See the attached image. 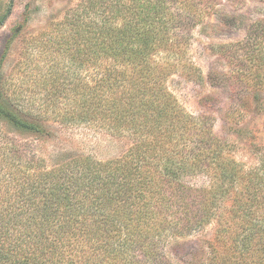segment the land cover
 <instances>
[{
  "label": "trees",
  "instance_id": "obj_1",
  "mask_svg": "<svg viewBox=\"0 0 264 264\" xmlns=\"http://www.w3.org/2000/svg\"><path fill=\"white\" fill-rule=\"evenodd\" d=\"M219 1L84 0L56 24L50 44L39 42L47 73L30 97L0 89V123L36 137L51 123L86 124L127 148L104 160L65 151L51 166L24 148L9 151L0 163V264H178L169 248L212 224L206 255L177 250L181 261L264 264V160H237L213 119L189 113L167 85L177 73L203 79L188 48ZM227 24L241 19L232 14ZM213 49L229 64L217 74L222 85L241 103L259 100L264 18Z\"/></svg>",
  "mask_w": 264,
  "mask_h": 264
},
{
  "label": "rangeland",
  "instance_id": "obj_2",
  "mask_svg": "<svg viewBox=\"0 0 264 264\" xmlns=\"http://www.w3.org/2000/svg\"><path fill=\"white\" fill-rule=\"evenodd\" d=\"M10 1L0 0V15ZM13 2L10 16L0 27V89L4 96L24 90L30 97L38 90L37 83L49 66V57L46 52L42 53L45 50L39 42L50 44L48 39L56 33V24L69 8L79 6L84 0ZM217 9L216 18H208L194 28L188 48L187 57L199 68L203 79L197 81L177 73L169 77L167 85L189 113L213 119V130L225 141L228 153L247 166H256L264 160V92L258 93L259 100L251 96L252 99L249 97L241 103L229 85H222L224 81L218 75L227 70L229 64L214 51L213 45L243 39L248 25L264 18V0H220ZM232 14L240 17L241 25L227 24ZM29 52H32L30 57L27 56ZM209 72L218 75L211 80ZM49 127V135L36 137L19 134L14 128L0 123V163L9 151L10 155L16 156L23 148L29 155L36 153L44 158L49 166L65 151L82 152L104 160L120 155L127 148L126 141L90 125L51 123ZM214 229V224L209 225L193 237L182 240L178 252L196 247L199 258H203ZM177 250L169 248L170 256L178 264H187L180 260Z\"/></svg>",
  "mask_w": 264,
  "mask_h": 264
}]
</instances>
